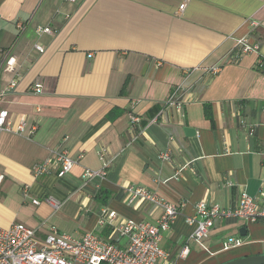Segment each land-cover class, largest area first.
I'll list each match as a JSON object with an SVG mask.
<instances>
[{
    "label": "crops",
    "instance_id": "1",
    "mask_svg": "<svg viewBox=\"0 0 264 264\" xmlns=\"http://www.w3.org/2000/svg\"><path fill=\"white\" fill-rule=\"evenodd\" d=\"M243 37L258 50L234 59ZM261 58L264 0H0V92L15 81L0 109L13 125L25 121L22 133L0 131V227L23 223L37 229L39 242L51 229L76 238L92 232L123 247L120 226L161 213L156 204L128 201L133 184L179 205L159 264L264 254V222L217 218L198 243L185 220L199 201L232 208L242 192L264 199ZM213 64L220 66L214 74L194 69ZM36 83L40 93L31 90ZM177 86L179 107L149 124V110ZM131 114L139 125L131 127ZM60 147L75 160L72 169L59 177L52 163L33 176L32 165ZM167 148L170 158L160 159ZM104 163V178L84 179L86 168ZM229 238L242 243L223 249ZM184 245L189 251L179 257Z\"/></svg>",
    "mask_w": 264,
    "mask_h": 264
},
{
    "label": "built area",
    "instance_id": "2",
    "mask_svg": "<svg viewBox=\"0 0 264 264\" xmlns=\"http://www.w3.org/2000/svg\"><path fill=\"white\" fill-rule=\"evenodd\" d=\"M67 2H76L77 0H65ZM183 7V5L181 6ZM253 26L256 22L252 21ZM43 32H50L49 27L39 29ZM235 45L239 51L234 55V59L240 57L243 53L257 52L258 45L251 44L246 38H238ZM36 49L42 51L39 45ZM92 56V54H88ZM259 68L264 67V59L261 58L258 64ZM219 65L213 64L207 67L197 66L194 69L202 68L205 73L214 74L219 70ZM15 86V81H11L5 91H9ZM34 93L41 92V84L36 83L31 87ZM5 91L0 92V100ZM180 86L175 87L167 98L161 103L159 111L149 118L148 123H156L162 113L169 107L178 108L182 96ZM141 123L140 116L130 115L131 127ZM244 121L241 124L244 125ZM25 121L19 120L13 125L8 118V112L0 109V131L22 133ZM249 134H253L254 128H249ZM170 148L165 149L159 154L162 160L170 158ZM52 163L57 165V176L61 177L68 173L75 160L71 158L67 151L60 147L52 151V156L42 162L35 163L31 167L33 176L38 177L49 172ZM106 164L98 170L86 168L83 177L90 180L94 177L104 178L106 175ZM4 174H0V186L4 180ZM264 185V176L262 179ZM128 201L136 199L145 200L160 207L161 213L154 222H135L126 221L119 230L121 234L128 239L126 246H118L97 234L86 232L81 237H73L67 233L51 232L45 235L42 242L37 239V229L27 226L23 223L13 222L8 227H0V264H159L160 258H165L167 253L161 247L162 236L173 223L179 214V205L166 202L155 193L146 188L137 185H128L126 188ZM23 195H27V189L23 190ZM44 200L54 209L58 208L60 203L46 196ZM32 203L38 204L39 200L32 199ZM113 212L109 213L112 218ZM217 218H242L248 222H264V199L261 204L257 198L242 192L239 196L238 204L232 208H221L217 204H208L205 201H199L194 205V213L186 216L185 220L193 226L191 238L201 243L210 232ZM242 243L241 238H229L223 243V249L238 246ZM187 245H184L179 257H184L188 253Z\"/></svg>",
    "mask_w": 264,
    "mask_h": 264
},
{
    "label": "water",
    "instance_id": "3",
    "mask_svg": "<svg viewBox=\"0 0 264 264\" xmlns=\"http://www.w3.org/2000/svg\"><path fill=\"white\" fill-rule=\"evenodd\" d=\"M184 131L186 134H190L194 132V130L190 127H185ZM243 231H244L243 228L239 230V234L241 236L244 235ZM221 264H264V254L243 256V257H239V258H235V259L223 262Z\"/></svg>",
    "mask_w": 264,
    "mask_h": 264
},
{
    "label": "trees",
    "instance_id": "4",
    "mask_svg": "<svg viewBox=\"0 0 264 264\" xmlns=\"http://www.w3.org/2000/svg\"><path fill=\"white\" fill-rule=\"evenodd\" d=\"M259 70L264 74V67L259 68ZM160 109V105H154L150 110H149V118H151L152 116H154Z\"/></svg>",
    "mask_w": 264,
    "mask_h": 264
}]
</instances>
